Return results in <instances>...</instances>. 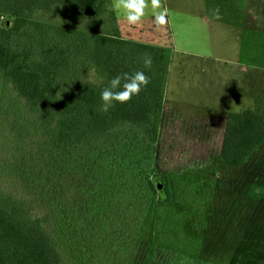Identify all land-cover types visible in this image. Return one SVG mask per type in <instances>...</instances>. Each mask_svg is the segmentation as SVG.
<instances>
[{
	"label": "rangeland",
	"instance_id": "obj_1",
	"mask_svg": "<svg viewBox=\"0 0 264 264\" xmlns=\"http://www.w3.org/2000/svg\"><path fill=\"white\" fill-rule=\"evenodd\" d=\"M112 2L116 20L104 14L107 23L91 34L102 27L118 29L127 40L166 49L152 177L167 175L172 202L162 205L157 197L131 258L123 250H112L106 239L88 237L84 227L101 224L103 210L112 207L109 198L95 218L91 212L96 201L82 198L81 204L69 199L78 187L71 174H81L85 164L48 144L34 114L1 78L0 191L25 199L35 213L48 215L69 264L264 261V143L242 166L223 168L221 162L228 115L249 109L264 114V0H160L156 11L167 12L163 24L155 22L147 0V14L135 25L115 7L117 0ZM32 19L77 30L86 24L62 8L35 12ZM108 81L84 56L75 61L72 75L61 81L57 95L70 94L77 82ZM14 123L22 132L12 130ZM23 170L33 172L36 181L24 179ZM56 188L63 189L59 205L53 198Z\"/></svg>",
	"mask_w": 264,
	"mask_h": 264
},
{
	"label": "trees",
	"instance_id": "obj_2",
	"mask_svg": "<svg viewBox=\"0 0 264 264\" xmlns=\"http://www.w3.org/2000/svg\"><path fill=\"white\" fill-rule=\"evenodd\" d=\"M110 4V0H0V78L34 114L48 144L85 164L81 174H71L78 187L69 199L81 204L82 198L96 201L91 212L95 218L109 198L112 207L103 210L101 224L84 227L85 234L106 239L112 250H123L131 258L157 197L162 205L173 199L167 175L152 177L167 54L163 47L123 38L118 29L102 27L91 34L107 23L104 14L116 20ZM61 8L85 21L83 29L32 19L35 12ZM7 14L13 18L4 19ZM84 56L109 81L77 82L70 94L58 96L61 81L72 75L75 61ZM146 56L152 59L150 67L144 65ZM137 71L149 77L139 95L116 103L108 113L100 112V93L110 80ZM17 129L22 132L12 124V130ZM263 143V113L251 109L230 113L221 150L223 168L246 164ZM33 175L30 170L21 174L36 181ZM63 189L56 188L53 195L58 205L64 200ZM0 264H69L48 215L35 213L25 199L2 190Z\"/></svg>",
	"mask_w": 264,
	"mask_h": 264
},
{
	"label": "clouds",
	"instance_id": "obj_3",
	"mask_svg": "<svg viewBox=\"0 0 264 264\" xmlns=\"http://www.w3.org/2000/svg\"><path fill=\"white\" fill-rule=\"evenodd\" d=\"M151 6L154 11V20L157 24L165 23V16L167 12L156 11L160 8V0H151ZM117 9L124 10L125 19L129 24L135 25L146 16V9L149 8L147 0H117L115 6ZM152 59L150 56L144 58L145 67H150ZM122 80L124 83L122 84ZM149 83V77L143 71H137L129 76L117 75L113 77L109 85L105 87L100 93L101 104L99 111L108 113L110 109L115 107L116 103L124 104L132 99L134 95H139L142 88Z\"/></svg>",
	"mask_w": 264,
	"mask_h": 264
},
{
	"label": "crops",
	"instance_id": "obj_4",
	"mask_svg": "<svg viewBox=\"0 0 264 264\" xmlns=\"http://www.w3.org/2000/svg\"><path fill=\"white\" fill-rule=\"evenodd\" d=\"M110 3L113 5V2H112V0H110ZM113 7H114V5H113ZM114 11H115V8H114ZM116 12V11H115ZM135 42H137V41H135ZM174 42H175V40H174ZM140 43H142V42H140ZM145 44H148V43H145ZM176 44V43H175ZM154 46H156L155 44H154Z\"/></svg>",
	"mask_w": 264,
	"mask_h": 264
}]
</instances>
